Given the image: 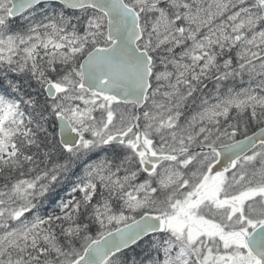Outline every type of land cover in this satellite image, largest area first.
Listing matches in <instances>:
<instances>
[{"label":"snow or ice","instance_id":"snow-or-ice-1","mask_svg":"<svg viewBox=\"0 0 264 264\" xmlns=\"http://www.w3.org/2000/svg\"><path fill=\"white\" fill-rule=\"evenodd\" d=\"M0 264H264V0H0Z\"/></svg>","mask_w":264,"mask_h":264}]
</instances>
